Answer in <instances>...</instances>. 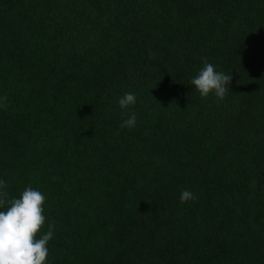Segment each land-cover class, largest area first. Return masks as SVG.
<instances>
[{
    "label": "trees",
    "instance_id": "obj_1",
    "mask_svg": "<svg viewBox=\"0 0 264 264\" xmlns=\"http://www.w3.org/2000/svg\"><path fill=\"white\" fill-rule=\"evenodd\" d=\"M0 180L45 264H264V0H0Z\"/></svg>",
    "mask_w": 264,
    "mask_h": 264
},
{
    "label": "clouds",
    "instance_id": "obj_2",
    "mask_svg": "<svg viewBox=\"0 0 264 264\" xmlns=\"http://www.w3.org/2000/svg\"><path fill=\"white\" fill-rule=\"evenodd\" d=\"M203 67L190 81L201 97L210 93L223 100L229 91L233 76L216 71L215 66L203 58ZM4 100L7 97L3 98ZM121 109L136 103L135 94L128 92L118 100ZM137 121L132 114L124 119L120 128H132ZM7 183L0 180V264H45L49 250L48 242L54 236V223L48 224L46 233L37 238L45 224V195L31 185L24 188L18 198L10 195ZM196 196L189 190H182L181 203L194 201Z\"/></svg>",
    "mask_w": 264,
    "mask_h": 264
}]
</instances>
